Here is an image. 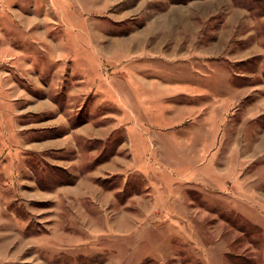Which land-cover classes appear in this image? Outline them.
Masks as SVG:
<instances>
[{
  "label": "rangeland",
  "instance_id": "374dc122",
  "mask_svg": "<svg viewBox=\"0 0 264 264\" xmlns=\"http://www.w3.org/2000/svg\"><path fill=\"white\" fill-rule=\"evenodd\" d=\"M212 65L263 111L204 143L163 101ZM0 264H264V0H0Z\"/></svg>",
  "mask_w": 264,
  "mask_h": 264
},
{
  "label": "crops",
  "instance_id": "0c3cea01",
  "mask_svg": "<svg viewBox=\"0 0 264 264\" xmlns=\"http://www.w3.org/2000/svg\"><path fill=\"white\" fill-rule=\"evenodd\" d=\"M214 63L216 61H213ZM207 69V68H206ZM185 70L180 71L182 73V77L186 74L189 75L188 78L181 77V84L175 89L178 92V100L185 98V102H175V103H167L166 113L169 116L173 117V121L169 120L167 123L177 124L178 126L176 132L181 133H189L193 135V133L197 134L199 126L195 122H202V126L206 125V131L203 132L202 137L204 138V143L208 142L210 139L215 137L216 128L218 126V121L223 117V121L230 119L231 117H239L242 115V120L246 121L249 119H254L258 114L263 111L262 97L257 99L254 103L249 105V109L245 107V109L241 107L243 104L242 101L252 92L257 93L258 86L261 85H243L235 82V78H239V76H247L251 74L250 72H241V71H232L225 66H211L205 71H202L198 68L189 69V72ZM247 74V75H246ZM178 80H176L177 82ZM165 85V84H164ZM167 87V86H166ZM175 100L177 98H174ZM190 100H199V102H190ZM145 101V102H144ZM174 101V100H173ZM134 102L137 104L135 109L130 107V115L128 114L127 118L129 122L135 123V128L140 131L138 135L140 138V146L136 148V142L134 141V135H132V131L129 129L131 136H128L131 140V143L135 146L136 149H140L142 151H138L140 154H145L146 162H147V154H150V128L156 122V115L158 113L152 112L151 106L146 99L138 98L134 99ZM170 104H172L170 106ZM146 105L148 108H146ZM120 107V106H119ZM122 110L123 107H120ZM226 119V120H225ZM190 122L188 125L183 126L184 123ZM146 126L149 127L146 128ZM203 128V127H202ZM228 124L224 128V130L219 129L218 134L227 135ZM143 131V132H142ZM225 131L224 133H221ZM243 130L238 129L236 133H234V137H241ZM188 134V135H189ZM183 139V138H182ZM183 142V140H182ZM142 145V146H141ZM199 143L193 145L189 152L194 153L195 148L199 147ZM259 148V149H258ZM262 147L258 144L254 145L255 153L260 152ZM235 147L233 148V150ZM136 151V153H137ZM159 153L161 157L159 159L165 160V151L159 148ZM150 158V157H149ZM135 163H139L135 158ZM241 167L238 168L240 171ZM190 184V182H188ZM190 186V185H186Z\"/></svg>",
  "mask_w": 264,
  "mask_h": 264
}]
</instances>
